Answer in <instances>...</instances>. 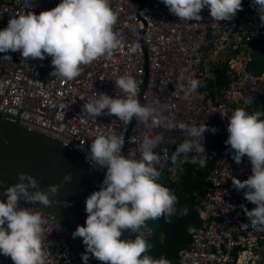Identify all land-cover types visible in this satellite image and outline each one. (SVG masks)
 <instances>
[{
    "label": "built area",
    "instance_id": "built-area-1",
    "mask_svg": "<svg viewBox=\"0 0 264 264\" xmlns=\"http://www.w3.org/2000/svg\"><path fill=\"white\" fill-rule=\"evenodd\" d=\"M59 2L0 0V29L13 17L30 12L38 15ZM110 6L118 14L113 31L121 45L111 59L101 57L82 65L81 75L74 80L51 76V57L25 60L19 51L0 53V57L11 56L10 61H0V117L55 139L85 157L92 140L101 133L123 139L121 154L125 157L129 152L139 157L146 137H163V143L153 149L160 156L158 183L170 167L173 148L189 138L179 128L181 123L198 126L204 122L209 129H217L203 134V156L195 150L187 154L188 160L205 159L210 170L198 208L199 224L186 228L191 243L178 251L177 264H264V233L251 227L241 230V224L250 225L244 211L246 189L237 191L232 185L233 178L243 182L251 175V164L247 158L235 163L234 150L216 144L227 138L228 117L234 110H253L254 102L264 95V79L250 71L253 46L264 43V21L256 9L243 12L242 20L218 22L206 7L199 14L200 21L188 22L170 13L160 0H110ZM134 44L139 45L135 52L131 50ZM224 62L227 85L212 96L206 86L208 71L212 64ZM121 75L136 79L140 93L143 89L141 104L153 107L156 116L147 124L135 118L130 123L119 122L114 115L104 114L95 120L82 118L83 105L96 93L112 98L123 95L115 84ZM192 78L199 81V87L186 96L181 84L187 86ZM249 97L253 99L246 103ZM201 168L195 164V170ZM96 169L104 174V169ZM3 191L0 189V197ZM20 204L34 207L23 201ZM140 231L146 239L154 235L149 220ZM137 235L129 231L127 240ZM42 244L46 264H83L65 232L48 217ZM0 264L13 262L0 255Z\"/></svg>",
    "mask_w": 264,
    "mask_h": 264
},
{
    "label": "clouds",
    "instance_id": "clouds-1",
    "mask_svg": "<svg viewBox=\"0 0 264 264\" xmlns=\"http://www.w3.org/2000/svg\"><path fill=\"white\" fill-rule=\"evenodd\" d=\"M160 2L179 20L188 22L200 21L199 14L206 7L211 18L218 22L232 21L242 10V0ZM251 6L264 21V0H251ZM117 20L118 14L111 8L110 0H60L56 7L38 15L30 12L9 19L7 26L0 29V53L19 51L25 60L42 61L51 57L50 75L71 81L81 75L82 65L101 57L111 59L121 45L113 31ZM138 47L134 44L131 50L135 52ZM10 60L9 55L0 57V61ZM115 84L123 95L112 98L96 93L83 105L82 118L95 120L104 114L114 115L119 122L130 123L135 118L147 124L156 116L153 107L138 101L140 85L134 77L121 75ZM198 87L199 81L194 78L188 80L187 86L181 84L186 96L195 93ZM252 99L249 97L245 102L250 103ZM228 121L225 143L234 150L233 161L239 164L246 156L251 164V175L246 180L232 179L234 188L246 189L244 198L255 205L250 211L244 209L250 225L241 224L240 228L251 227L255 232L264 233V111L250 113L245 108H237ZM179 128L189 138L178 144L170 157L173 171L183 170L188 162L187 154L193 150L203 156V134L217 131L209 129L204 122L198 126L181 123ZM124 143L116 135L101 133L92 140L87 156L83 155L96 171V168L105 171L99 190L85 200L84 226L78 225L72 237L82 238L83 264H87L89 253L102 264H171L165 256L155 258L148 254L152 245L140 231L148 220L163 217L170 222L171 217L188 213L187 207H177V196L157 182L161 175L157 167L160 156L153 149L163 143V137H146L140 145L139 157L135 152H129L127 157L122 155ZM163 152L166 155L168 150L165 148ZM191 163L204 167L206 160L193 157ZM17 180L8 186L0 183V189L4 190L0 197V255L10 257L13 264H46L42 239L47 217L51 215H46L43 209L62 203L53 199L61 185H49L46 191L42 190L37 179L26 173H18ZM71 180V175L66 174L62 183ZM21 201L38 206L22 207ZM126 229L137 232L136 238L121 240Z\"/></svg>",
    "mask_w": 264,
    "mask_h": 264
},
{
    "label": "water",
    "instance_id": "water-1",
    "mask_svg": "<svg viewBox=\"0 0 264 264\" xmlns=\"http://www.w3.org/2000/svg\"><path fill=\"white\" fill-rule=\"evenodd\" d=\"M142 93L143 89L140 103ZM18 173L35 177L40 188L45 191L49 185H61L53 199L62 203H53L52 207L43 211L51 215L48 218L65 232L81 258L85 246L82 238H73L72 233L78 225L84 226L87 215L84 211L85 200L93 191L99 190L104 174L96 171L82 153L0 117V183L6 186L17 183ZM66 174L71 175L72 180L63 184L62 178ZM129 231L124 230L120 239L127 240ZM88 255L87 264H102L90 253Z\"/></svg>",
    "mask_w": 264,
    "mask_h": 264
},
{
    "label": "trees",
    "instance_id": "trees-1",
    "mask_svg": "<svg viewBox=\"0 0 264 264\" xmlns=\"http://www.w3.org/2000/svg\"><path fill=\"white\" fill-rule=\"evenodd\" d=\"M242 9L253 11L256 8L251 6V0H242ZM239 14L240 12L238 11L234 19L237 20ZM226 64V62L225 64H212L208 71L210 78L206 80V86L207 91H210L209 94L212 96L217 95L227 85V78L225 76ZM251 70L254 71V75L256 76L264 74V48H259L253 54ZM255 111H264V95L254 102L253 110L250 113ZM175 149L176 147L173 148V152ZM173 168L174 165L170 161V167L162 175L159 183L168 187L177 196V207H187L188 213L184 216H173L170 222L163 217L157 220H149L150 226L154 229V237L153 239H148L152 245V249L148 254L155 258L165 256L171 264H177L178 251L188 247L191 243L186 228L190 225L199 224L198 208L205 197V180L209 174L210 167L206 165L199 170H195V164L191 163V160H188L183 165V170L177 169L173 171L171 170ZM173 173H175L174 177L176 180L171 178ZM245 207L250 211L255 205L247 202Z\"/></svg>",
    "mask_w": 264,
    "mask_h": 264
},
{
    "label": "crops",
    "instance_id": "crops-1",
    "mask_svg": "<svg viewBox=\"0 0 264 264\" xmlns=\"http://www.w3.org/2000/svg\"><path fill=\"white\" fill-rule=\"evenodd\" d=\"M240 12V14H239V17H238V19L237 20H242L243 19V12H251V11H248V10H246V9H242L241 11H239ZM259 48L260 49H262V48H264V43H261V44H255L254 46H253V54L255 53V51H257V50H259ZM220 64V63H219ZM223 64V63H222ZM224 64H225V62H224ZM250 71L252 72V73H254V71H252L251 70V68H250ZM258 77H261L262 79H264V74H262V75H260V76H258ZM208 78H210V75H208ZM215 92H217L216 90H214ZM252 110H250V111H248V112H251ZM228 137V136H227ZM227 140V138L226 139H222V140H219L218 141V145L220 146V147H228V145H226V143H225V141Z\"/></svg>",
    "mask_w": 264,
    "mask_h": 264
},
{
    "label": "rangeland",
    "instance_id": "rangeland-1",
    "mask_svg": "<svg viewBox=\"0 0 264 264\" xmlns=\"http://www.w3.org/2000/svg\"><path fill=\"white\" fill-rule=\"evenodd\" d=\"M31 2H32V4H34V3H35V0H31ZM174 175H175V173H173V174L171 175V178H172L173 180H176V178L174 177Z\"/></svg>",
    "mask_w": 264,
    "mask_h": 264
}]
</instances>
